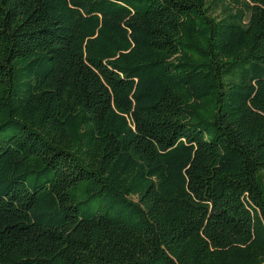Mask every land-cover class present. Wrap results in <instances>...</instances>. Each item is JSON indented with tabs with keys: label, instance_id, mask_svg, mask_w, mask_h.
<instances>
[{
	"label": "trees",
	"instance_id": "1",
	"mask_svg": "<svg viewBox=\"0 0 264 264\" xmlns=\"http://www.w3.org/2000/svg\"><path fill=\"white\" fill-rule=\"evenodd\" d=\"M0 264H264V0H0Z\"/></svg>",
	"mask_w": 264,
	"mask_h": 264
},
{
	"label": "rangeland",
	"instance_id": "2",
	"mask_svg": "<svg viewBox=\"0 0 264 264\" xmlns=\"http://www.w3.org/2000/svg\"><path fill=\"white\" fill-rule=\"evenodd\" d=\"M215 15H220V10H218L216 13H215Z\"/></svg>",
	"mask_w": 264,
	"mask_h": 264
}]
</instances>
